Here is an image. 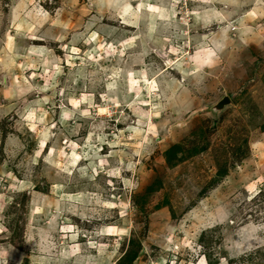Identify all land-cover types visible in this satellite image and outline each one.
Wrapping results in <instances>:
<instances>
[{
	"label": "rangeland",
	"instance_id": "rangeland-1",
	"mask_svg": "<svg viewBox=\"0 0 264 264\" xmlns=\"http://www.w3.org/2000/svg\"><path fill=\"white\" fill-rule=\"evenodd\" d=\"M0 264H264V0H0Z\"/></svg>",
	"mask_w": 264,
	"mask_h": 264
},
{
	"label": "water",
	"instance_id": "water-1",
	"mask_svg": "<svg viewBox=\"0 0 264 264\" xmlns=\"http://www.w3.org/2000/svg\"><path fill=\"white\" fill-rule=\"evenodd\" d=\"M228 103V98L226 96H224L222 99H220L216 105L214 106V109H219L221 108L223 105Z\"/></svg>",
	"mask_w": 264,
	"mask_h": 264
},
{
	"label": "bare ground",
	"instance_id": "bare-ground-1",
	"mask_svg": "<svg viewBox=\"0 0 264 264\" xmlns=\"http://www.w3.org/2000/svg\"><path fill=\"white\" fill-rule=\"evenodd\" d=\"M239 10V9H238ZM248 10V9H247ZM251 12V11H250ZM252 13V12H251ZM245 14L246 13H244L243 15H242V17L244 18V16H245ZM44 17V16H43ZM156 19V18H155ZM157 20H160V21H164V18L162 17V15H160V17L159 16H157ZM30 31V30H29ZM33 35V34H32ZM31 35V36H32ZM199 64V63H198ZM206 66V65H205ZM199 68V67H198ZM101 110V109H100ZM99 110V111H100ZM103 111V110H102ZM75 165V164H74ZM77 167V166H76ZM75 169V168H74ZM66 172V171H65ZM70 194V193H69ZM210 223H211V221H210Z\"/></svg>",
	"mask_w": 264,
	"mask_h": 264
}]
</instances>
